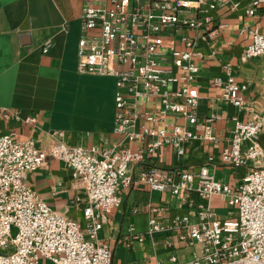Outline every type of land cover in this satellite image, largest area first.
I'll use <instances>...</instances> for the list:
<instances>
[{
  "label": "built area",
  "instance_id": "built-area-1",
  "mask_svg": "<svg viewBox=\"0 0 264 264\" xmlns=\"http://www.w3.org/2000/svg\"><path fill=\"white\" fill-rule=\"evenodd\" d=\"M237 0H87L82 14V35L78 41L77 69L83 74L113 76L116 79L115 126L118 144L99 149L65 142L64 132L54 130L56 141L40 148L31 138L14 133L0 134V264H111L113 248L98 238L110 211L122 203L121 192L130 186V164L141 160L144 152L169 144L183 154L184 142L199 138L190 124L197 121L199 102L197 79L200 68L195 62L196 41L184 35L186 47L170 49L172 65L163 51V32L167 28L203 26L213 36L214 12L221 6L239 5ZM264 0H248L246 12L255 14ZM196 9L197 15H191ZM225 24L220 23L219 26ZM251 41L243 57L264 53V33L247 29ZM53 45L47 39L43 51ZM176 66L179 73L173 70ZM225 74L213 78L222 97L243 107L245 84H239L232 65L224 64ZM181 81L175 90L169 84ZM159 96L158 113H139V101ZM170 112L184 116L189 125L150 124ZM15 116L18 118V114ZM5 116L12 115L4 112ZM142 117L141 129L137 119ZM216 115L211 114V121ZM32 118H26L27 121ZM264 110L255 111L247 120L236 118L230 146L221 161L233 167L264 160ZM148 139L147 147L133 149L125 141ZM48 156L66 161L74 177L83 184L87 205L83 210L85 226L52 208L27 183L28 175L46 162ZM212 159V158H211ZM140 180L152 190L169 189L179 198L192 191L201 198L196 205L197 221L189 215L162 222L149 221V232L182 229L180 239L197 243L199 250L186 262L172 256L173 264H264V168L254 167L242 180L231 185L221 182L202 166L197 173L176 172L153 166L141 172ZM222 196L236 214L220 219L209 202ZM208 200V203L204 202ZM152 210H155L153 208ZM133 227L130 232L133 233ZM140 238L139 234L132 235Z\"/></svg>",
  "mask_w": 264,
  "mask_h": 264
},
{
  "label": "crops",
  "instance_id": "crops-1",
  "mask_svg": "<svg viewBox=\"0 0 264 264\" xmlns=\"http://www.w3.org/2000/svg\"><path fill=\"white\" fill-rule=\"evenodd\" d=\"M237 1L240 3L235 8L226 5L214 12L213 36L203 26L170 27L163 32L162 49L171 65L170 49H184V35L196 41L194 60L200 68V97L195 108L197 121L190 126L199 138L184 142L183 154L164 144L145 151L141 160L130 164L132 182L122 190V203L110 211L98 233V238L113 248L111 264H173L172 256L186 262L199 250L197 243L180 239L182 229L149 232L153 216L169 222L187 214L197 221L196 205L201 200L198 193L192 191L183 199L169 189L152 190L140 180L142 171L153 166L167 167L178 176L180 171L197 173L206 165L221 182L236 185L254 167L264 168V160L236 168L220 159L222 151L231 144L235 119L247 121L255 111L264 110V53L243 57L251 41L247 29L257 27L264 33V5L249 15L248 0ZM86 5L87 0H0V134L31 138L40 148L56 141L54 130L63 131L69 145L103 149L118 144L120 137L114 130L116 79L83 74L77 69ZM191 15H197L196 9H192ZM220 23L225 25L219 26ZM47 39L53 45L44 52L42 45ZM225 63L232 65L236 81L247 86L243 107L225 100L221 87L213 84V78L225 74ZM173 70L179 73L176 66ZM181 85V81L173 82L169 89ZM160 106V97L154 96L140 100L138 111L158 113ZM5 111L12 115L5 116ZM211 114L216 117L209 121ZM28 117L32 119L27 121ZM144 122L139 117L136 129H141ZM164 123L189 125L184 116L173 112L150 125L159 128ZM147 140L125 141L124 145L145 150ZM261 140L264 144V132ZM27 183L52 208L85 226L87 194L66 161L48 156L43 165L28 175ZM209 202L220 219L236 214L222 196L215 195ZM135 234L141 239L132 237Z\"/></svg>",
  "mask_w": 264,
  "mask_h": 264
},
{
  "label": "rangeland",
  "instance_id": "rangeland-1",
  "mask_svg": "<svg viewBox=\"0 0 264 264\" xmlns=\"http://www.w3.org/2000/svg\"><path fill=\"white\" fill-rule=\"evenodd\" d=\"M48 264H51L50 262Z\"/></svg>",
  "mask_w": 264,
  "mask_h": 264
}]
</instances>
